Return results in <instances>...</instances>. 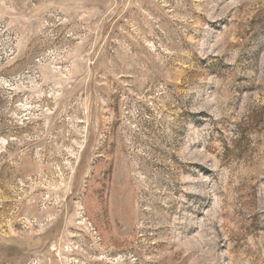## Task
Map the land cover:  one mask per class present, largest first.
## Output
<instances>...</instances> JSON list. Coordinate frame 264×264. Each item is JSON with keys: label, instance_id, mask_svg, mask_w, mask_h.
Returning <instances> with one entry per match:
<instances>
[{"label": "rangeland", "instance_id": "1", "mask_svg": "<svg viewBox=\"0 0 264 264\" xmlns=\"http://www.w3.org/2000/svg\"><path fill=\"white\" fill-rule=\"evenodd\" d=\"M0 264H264V0H0Z\"/></svg>", "mask_w": 264, "mask_h": 264}]
</instances>
